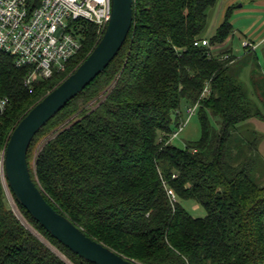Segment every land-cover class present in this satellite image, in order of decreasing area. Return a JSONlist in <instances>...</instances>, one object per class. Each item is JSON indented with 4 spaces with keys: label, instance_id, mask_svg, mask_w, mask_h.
I'll use <instances>...</instances> for the list:
<instances>
[{
    "label": "trees",
    "instance_id": "obj_1",
    "mask_svg": "<svg viewBox=\"0 0 264 264\" xmlns=\"http://www.w3.org/2000/svg\"><path fill=\"white\" fill-rule=\"evenodd\" d=\"M219 1L134 0L132 28L117 57L47 123L28 152L30 173L49 204L88 237L139 264H264V184L253 176L259 137H236L251 132L245 125L251 119L264 121V111L230 76L231 51L212 50L233 38L236 7L226 10L209 46L196 45L206 39L209 12ZM78 26L82 50L32 94L24 87L27 69L0 53V97L10 100L0 119V264H67L13 212L1 161L20 121L100 42L92 23ZM183 104L198 105L201 127L200 139L184 149L169 142L184 126ZM47 136L32 165L34 146ZM13 198L32 228L72 264H93ZM184 201L197 202L207 215L192 217Z\"/></svg>",
    "mask_w": 264,
    "mask_h": 264
},
{
    "label": "water",
    "instance_id": "obj_2",
    "mask_svg": "<svg viewBox=\"0 0 264 264\" xmlns=\"http://www.w3.org/2000/svg\"><path fill=\"white\" fill-rule=\"evenodd\" d=\"M134 0H112V15L102 39L80 67L50 92L20 121L12 132L1 161L7 197L13 195L54 239L82 259L93 264H139L128 260L108 247L88 237L67 216L59 213L46 200L33 179L28 152L35 136L66 105L80 95L109 67L123 48L133 23ZM21 223L43 241L65 263L69 261L40 236L12 206Z\"/></svg>",
    "mask_w": 264,
    "mask_h": 264
},
{
    "label": "built area",
    "instance_id": "obj_3",
    "mask_svg": "<svg viewBox=\"0 0 264 264\" xmlns=\"http://www.w3.org/2000/svg\"><path fill=\"white\" fill-rule=\"evenodd\" d=\"M111 15L112 0H0V53L14 58L16 68L27 69L24 87L32 94L40 82L64 73L82 50L78 23H92L101 40ZM199 43L209 46L208 39ZM9 105L8 97H0V119ZM197 108L188 112L193 115ZM168 195L176 201L172 190Z\"/></svg>",
    "mask_w": 264,
    "mask_h": 264
},
{
    "label": "rangeland",
    "instance_id": "obj_4",
    "mask_svg": "<svg viewBox=\"0 0 264 264\" xmlns=\"http://www.w3.org/2000/svg\"><path fill=\"white\" fill-rule=\"evenodd\" d=\"M220 7H221V4H219L216 11L218 9H220ZM209 13H211V11ZM242 15L244 16V14H242ZM238 19H239V21L238 20L236 21V19L233 18L232 23L236 24L237 27L240 28V26L242 24H244L245 21H244V17H242V19H240V18H238ZM234 20H235V23H234ZM250 22H251V20H250ZM214 33H215V30L212 29V31L210 33H208L206 31L204 36H206V37L210 36L211 37L212 35H214ZM230 40L227 41L223 46L214 47L212 49L213 52L216 54V52L221 53V52L229 51L231 49L230 45H232L230 43ZM237 44L240 45L241 43L239 42V40L236 39V40H234L235 49L237 47ZM243 46H244V49H246V50H248L250 47H252V48L254 47L248 41L244 42ZM243 53H244V50L240 46L239 53L235 55V57H236L235 62H232L230 64L231 65V69H230L231 71L229 74L231 77L236 78L237 80H239L241 82V84L243 85L247 95L251 98V100L254 102V104H256L261 109V111L263 112L264 111V108H263V106H264V59L262 58L263 61L261 60V63L258 62V64H257V63L253 62L254 61L253 58H255V55L253 53L243 55L242 57H240L239 55H242ZM251 72H254V75H253L254 78H252ZM188 109H189L188 106L186 104H183L181 112H182V116H183L184 126H183V129L180 132L178 138L172 142V144L175 145L176 147L183 148V149L186 147L187 144H189L191 142L198 141L201 137V127H200L198 115H197V113L191 115L188 112ZM262 122H264V121H262ZM212 124H213V127L215 129L219 128V124H218V121L216 119H214V118L212 119ZM245 125H248L249 130L251 132L243 135V133L241 132L242 130H239L236 132V137L237 138L241 137L242 140H247V139L254 140L255 136L252 135V132L257 133V137H259V139H258V152H256L254 154V160H255L256 165H255V171L253 173V176H254V178L258 184H264V152L262 150H260L261 143L264 144V132H261V131H258L257 129H254V126L251 125L249 122L245 123ZM176 131H178V130H176ZM47 138H48V136L43 137L34 146V149L32 151V155H31L32 165L34 164V160H35L36 155L38 154V152L40 151V149L44 145V142L46 141ZM245 142H247V141H245ZM10 200H11L10 205L12 204V206L15 207V209L18 211V213L21 214V212L19 211V209L16 205L14 198L12 199V197H11ZM182 204H183L184 208L189 212V214L194 218H204L207 215L205 209L195 201H184ZM20 216L22 217V219H25L22 214ZM67 261H69V260L67 259ZM70 264H72V263L70 262Z\"/></svg>",
    "mask_w": 264,
    "mask_h": 264
},
{
    "label": "crops",
    "instance_id": "obj_5",
    "mask_svg": "<svg viewBox=\"0 0 264 264\" xmlns=\"http://www.w3.org/2000/svg\"><path fill=\"white\" fill-rule=\"evenodd\" d=\"M219 4H221V7L216 11ZM232 6L236 7L233 18L236 19V21H239L238 18L242 19V17H244L245 22L240 28H238L236 24H233L235 34L230 40V43L232 44L230 45L231 53L234 56L238 54L241 46L244 53L239 55L240 57L253 53L255 55L253 62L257 64L258 62L261 63V60L263 61L264 59V0H220L217 6L211 10V13H209L207 32L210 33L212 29L216 31L223 21L226 10ZM242 14H244V16ZM209 38L210 36L206 37V39ZM236 39L239 40L241 44H237L235 49L234 40ZM246 41L250 42L254 47H250L248 50L244 49L243 43ZM249 123L254 126V129L264 132V122L261 120L254 118L251 119ZM260 150L264 152V144L262 143L260 145Z\"/></svg>",
    "mask_w": 264,
    "mask_h": 264
}]
</instances>
